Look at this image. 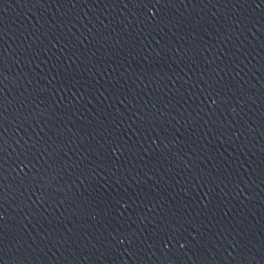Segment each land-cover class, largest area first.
<instances>
[{
    "label": "water",
    "instance_id": "1",
    "mask_svg": "<svg viewBox=\"0 0 264 264\" xmlns=\"http://www.w3.org/2000/svg\"><path fill=\"white\" fill-rule=\"evenodd\" d=\"M0 264H264V0H0Z\"/></svg>",
    "mask_w": 264,
    "mask_h": 264
}]
</instances>
